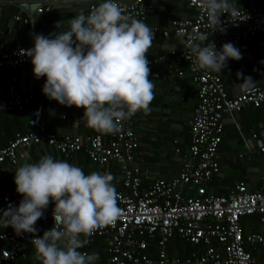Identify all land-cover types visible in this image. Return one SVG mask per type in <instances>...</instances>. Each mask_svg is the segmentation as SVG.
Listing matches in <instances>:
<instances>
[{
    "label": "built area",
    "instance_id": "1",
    "mask_svg": "<svg viewBox=\"0 0 264 264\" xmlns=\"http://www.w3.org/2000/svg\"><path fill=\"white\" fill-rule=\"evenodd\" d=\"M29 1V0H20ZM65 0H46L35 8L36 14L49 12L55 2ZM103 0L87 3L85 14ZM125 14L145 22L151 10L150 0H116ZM192 9L190 18L171 20L167 27L149 26L154 36L172 37L182 46L179 60L186 68V75L196 87L197 105L188 122L187 153L181 158L179 171L169 179H154L146 188L140 187V168L134 160L137 136L131 127V120L122 122L117 134L109 139L99 136L80 138L76 135L58 131H45L41 122V101L26 91L20 79L11 74L3 87H0V113L16 115L25 105L34 103L26 121L23 134H15L0 149V164L7 163L13 168L22 166L28 160L31 145L44 144L64 158L76 152L82 153L94 165L112 164L120 179L117 191L121 217L114 225L98 229L89 238L106 237L109 240L106 253L108 264H260L264 253L258 259L253 257L245 246L264 250V236L251 232L243 234L240 219L255 215L259 225L264 226V191H247L242 182H236L226 196L205 194V185L218 172L217 145L220 142L223 116L238 112L245 106L259 107L264 101V84L253 86L249 91L242 90L228 97L217 74L197 69L193 63L188 37L194 32L208 33L206 43H214L216 50L227 43L237 47L242 55L251 49L250 41L258 37V47H264V8L240 9L238 16H220L224 32L217 30L211 34L208 18L200 0H187ZM14 20H19L14 17ZM27 23L29 18L21 19ZM33 37V36H32ZM34 47V37L30 47H18L0 51V69L15 71L32 64L31 58L21 50ZM147 58V57H146ZM150 69L155 67L161 57L147 58ZM182 76L181 70L175 71ZM255 138L254 135L251 136ZM55 141V142H51ZM264 139L260 141L263 149ZM23 197L16 192V185L0 195V216L9 207L18 208ZM54 202L49 203L44 215L34 227L35 234L17 235L11 227L0 232V264H12L22 257L20 243L32 245L34 238H41L50 230ZM58 227H63L58 224ZM177 237L189 246H201L198 252L190 251L183 256L168 252V245ZM90 242L82 249L86 252ZM154 246V258L147 254L148 246Z\"/></svg>",
    "mask_w": 264,
    "mask_h": 264
},
{
    "label": "clouds",
    "instance_id": "2",
    "mask_svg": "<svg viewBox=\"0 0 264 264\" xmlns=\"http://www.w3.org/2000/svg\"><path fill=\"white\" fill-rule=\"evenodd\" d=\"M200 3L211 34L225 31L220 22L222 14L236 17L240 11L234 0ZM55 27L62 28V22ZM33 37L34 47L21 53L31 58L33 75L46 78L43 94L60 105L83 108L87 127L117 134L122 122L139 111H151L155 85L149 79L146 54L154 31L142 20L126 15L116 0H103L87 15L80 11L64 31ZM188 40L197 69L220 73L228 60L242 59L240 50L230 42L219 51L214 43H206L208 33L194 32ZM242 77L238 72L237 78ZM243 79L239 86L251 90L254 81L251 77ZM114 179L109 172L85 174L79 166L43 155L38 162L16 169V192L23 199L18 208L3 212L0 226L12 227L17 235L35 234L34 225L50 201L54 202L55 225L32 240L35 259L40 264H95L98 253L80 249L96 230L114 225L121 217Z\"/></svg>",
    "mask_w": 264,
    "mask_h": 264
},
{
    "label": "crops",
    "instance_id": "3",
    "mask_svg": "<svg viewBox=\"0 0 264 264\" xmlns=\"http://www.w3.org/2000/svg\"><path fill=\"white\" fill-rule=\"evenodd\" d=\"M44 1L46 0H0V51L30 47L33 34L49 36L57 31L66 30L68 21L80 11L85 13L87 3L91 0L55 2L49 12L36 14V6ZM234 2L239 9L264 8V0H234ZM150 3L152 8L145 17L148 26L167 27L171 20L190 18L193 15L187 0H150ZM14 17H18L19 20H14ZM24 18H29V21L23 23L21 19ZM58 22H62L63 25L60 29L55 27ZM260 42V38H252L249 53L242 55L239 61L228 60L227 66L220 73L207 70L217 74L228 97H233L244 90L239 86L244 82L243 77H251L254 86L264 84V47H258ZM181 50L182 46L178 39L171 35L165 38L156 35L146 54L147 58L161 57V60L150 69L149 79L153 80L155 85L154 99L150 104L151 111L148 113L139 111L131 120V127L137 136V146L133 155L141 172V188H146L154 179H169L176 175L181 158L187 153L188 122L197 105V97L196 87L190 82L186 68L179 60ZM177 70H181L183 75H176ZM238 72L243 74L240 79L237 78ZM11 74H15L20 79L26 91L40 99L41 122L45 131H58L80 138L99 136L103 140L109 139L110 134H103L86 126L83 108L66 107L48 99L42 92L46 78L37 79L33 75L32 64L24 65L15 71L0 69V87L5 85ZM33 106L34 103L25 105L23 110L14 116L0 113V149L15 134L25 132L26 121ZM252 135L255 138H252ZM262 139H264V101L257 108L245 106L238 112L224 115L220 142L217 145L219 169L205 185V194L226 196L232 191L236 182H242L245 189L250 192L264 191V146L262 150L259 147ZM43 155H52L55 159L79 166L85 174L93 171L109 172L115 177L113 183L116 191L120 189V179L114 165H94L80 152L64 158L44 144L31 145L25 163H36ZM15 171L16 168L7 163L0 164V195L15 184ZM252 216L240 219L243 234L255 232L264 236V226L258 224L256 216L255 218ZM10 228L0 226V232ZM94 238L89 244L92 249L86 248V252L97 253L100 249L99 252L107 256L103 261L104 264H108L105 250L109 240L106 237ZM25 246H28L27 242H21L20 250ZM148 248V256L154 258V246L149 245ZM245 249L258 259L264 253L259 247L245 246ZM186 250L180 242L172 241L168 245V252L177 255L184 252L186 254ZM23 254L20 258L21 264H39L35 259V248L31 247V251L24 250ZM259 260L260 264H264V260L261 258ZM99 261L100 259L95 264H100Z\"/></svg>",
    "mask_w": 264,
    "mask_h": 264
},
{
    "label": "trees",
    "instance_id": "4",
    "mask_svg": "<svg viewBox=\"0 0 264 264\" xmlns=\"http://www.w3.org/2000/svg\"><path fill=\"white\" fill-rule=\"evenodd\" d=\"M252 217H254L255 218V216H252ZM240 223H241V220H240ZM94 239H98V238H94ZM95 241V240H94ZM173 241H175L176 243H178V242H180V243H182L183 241L182 240H180V239H178L177 237H175L174 239H173ZM182 245H184V248H186L187 250V252L186 253H188V252H190V251H196V252H198L199 250H200V247L201 246H189V244H184V243H182ZM29 247V248H28ZM26 248H28V249H26ZM89 248V250H91L92 249V246L91 247H88ZM24 250H30L31 251V247L28 245V246H25L24 247V249H21V254H23L24 253ZM148 250H149V248H148ZM100 251V249H98V255H99V259H100V261H99V263L100 264H104V260L106 259V255L103 253V252H99ZM24 255V254H23ZM179 256H183V255H185V252L183 253V254H178ZM21 259L20 258H18L17 260H15L14 261V263H17V264H21Z\"/></svg>",
    "mask_w": 264,
    "mask_h": 264
},
{
    "label": "rangeland",
    "instance_id": "5",
    "mask_svg": "<svg viewBox=\"0 0 264 264\" xmlns=\"http://www.w3.org/2000/svg\"><path fill=\"white\" fill-rule=\"evenodd\" d=\"M37 262H39V264H40V261L37 260Z\"/></svg>",
    "mask_w": 264,
    "mask_h": 264
},
{
    "label": "bare ground",
    "instance_id": "6",
    "mask_svg": "<svg viewBox=\"0 0 264 264\" xmlns=\"http://www.w3.org/2000/svg\"><path fill=\"white\" fill-rule=\"evenodd\" d=\"M219 169V168H218ZM20 252H21V250H20ZM21 258V257H20Z\"/></svg>",
    "mask_w": 264,
    "mask_h": 264
}]
</instances>
